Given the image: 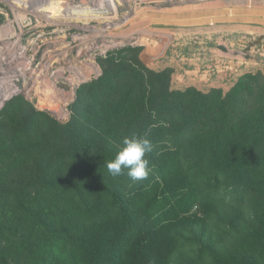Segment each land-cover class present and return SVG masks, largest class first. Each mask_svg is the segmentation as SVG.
Segmentation results:
<instances>
[{"label":"trees","instance_id":"obj_1","mask_svg":"<svg viewBox=\"0 0 264 264\" xmlns=\"http://www.w3.org/2000/svg\"><path fill=\"white\" fill-rule=\"evenodd\" d=\"M118 64L77 89L64 124L22 95L0 110V164L13 175L2 190L33 175L18 183L21 235L0 264H38L35 244L84 264H264V76L203 93ZM133 135L152 144L137 182L106 167ZM195 206L216 214L213 229L188 218Z\"/></svg>","mask_w":264,"mask_h":264},{"label":"rangeland","instance_id":"obj_2","mask_svg":"<svg viewBox=\"0 0 264 264\" xmlns=\"http://www.w3.org/2000/svg\"><path fill=\"white\" fill-rule=\"evenodd\" d=\"M79 1L81 0H73V4L77 2L82 6V14L76 12L79 8L69 9L71 13L64 21L67 23L63 25V29L58 27L55 30L57 39L42 33L36 42L41 45L40 49H45L50 46V41L60 43L66 35L67 41L72 45L70 57L75 56L76 52L86 45L95 47H88L90 51L84 49L81 53V57L92 53L95 55V52L100 54L95 59L98 74L96 77L90 76L87 82L98 78L103 72L118 68L119 64L114 65L123 61H137L142 67L155 72L166 70L171 88L181 62H185L183 66L186 72L193 66V70L202 71L206 77L222 71L236 73V81L244 73L260 72L264 76V0H83L84 4ZM9 4L0 2V26L3 21H9L15 28L8 37L3 38L0 27V61L5 68H9L10 61H13L16 53L18 54L15 45L11 46L18 39V10H13ZM59 14L60 11H57L52 16L57 17ZM107 26H112V29L102 35L101 30ZM42 31L48 30L42 26L37 27L38 33ZM78 35H85L88 42L82 44V41L76 38ZM26 38L27 36L23 35V43ZM43 51L35 57L29 53L22 59H14L13 65H18L23 70L22 75L27 80L36 72V64L40 61L44 63L41 55ZM144 53L151 56L148 61L144 59ZM32 58L34 60L29 68L26 60ZM234 64L247 65L244 68L246 71L235 68L232 66ZM177 75L181 78L182 74L180 72ZM190 87L176 90L182 91ZM15 88L23 89V86L18 84ZM18 95L25 98L23 94L16 92L8 100ZM26 100L32 103L35 110L47 112L37 106L36 98ZM68 120L60 123L64 124ZM2 171L0 164V182L12 179L11 173L6 175L7 173ZM26 173L27 171H24L12 180L14 188L9 191L15 192L14 194L6 193L0 186V247L7 251L16 249L21 235L18 231V213L23 211H18V183L22 180L30 181L33 177L32 173L25 175ZM215 215L195 206L187 216L198 223L205 221L209 228L213 229L217 225V221H214ZM222 231L220 228L219 232ZM40 249L42 250L39 251L35 244L30 251L34 255L46 253L38 255V259H41L38 264H84L73 256L66 258L60 246L53 251L56 261H52L50 254H47V247ZM10 261L11 264H32V257L18 263V256H14Z\"/></svg>","mask_w":264,"mask_h":264},{"label":"built area","instance_id":"obj_3","mask_svg":"<svg viewBox=\"0 0 264 264\" xmlns=\"http://www.w3.org/2000/svg\"><path fill=\"white\" fill-rule=\"evenodd\" d=\"M3 1L7 4L10 3L13 10H18V21H16L18 24V58L22 59L29 53L35 57L44 50L41 54L44 63L40 61L36 64V72L31 79L22 78L23 89H18V94H23L29 100L36 98L39 108L46 110L59 122H65L69 118V106L77 89L87 82L90 76H97L98 70L95 59L100 54L95 52V55L92 53L87 57H81L82 50L93 48L86 45L84 48H80L75 56L70 57L72 45L71 42L67 41L66 35L62 41H59L60 43L50 41V46L45 49H40L41 45L36 41L42 33L57 39L55 30L58 27L63 29V25L67 23L64 22L65 18L71 13L69 9L77 10L79 8L76 12L82 14V6L77 2L73 4V0H0V2ZM55 1L61 2L60 14L57 17L51 15L50 8ZM79 2L84 4L83 0ZM39 26L48 31L38 33L37 27ZM0 27L3 38L15 31L14 26L9 21L5 23L3 21ZM23 35L27 36L24 43L22 41ZM79 35L76 38L80 39L82 44L88 42L85 35L80 37ZM73 38L75 37H71V39ZM32 60L34 58L28 60L29 68ZM44 70L46 74H44Z\"/></svg>","mask_w":264,"mask_h":264},{"label":"clouds","instance_id":"obj_4","mask_svg":"<svg viewBox=\"0 0 264 264\" xmlns=\"http://www.w3.org/2000/svg\"><path fill=\"white\" fill-rule=\"evenodd\" d=\"M123 147L116 154L115 158L106 165L108 172L118 177L125 174L131 181L137 182L148 178L150 168L149 160L145 158L146 153L152 151V144L149 139L133 135L124 137Z\"/></svg>","mask_w":264,"mask_h":264},{"label":"crops","instance_id":"obj_5","mask_svg":"<svg viewBox=\"0 0 264 264\" xmlns=\"http://www.w3.org/2000/svg\"><path fill=\"white\" fill-rule=\"evenodd\" d=\"M184 64L185 62H181V64L179 65V69H181L182 71H179V69L176 70V76L174 75L175 79H173L172 82L173 89H184L185 87L191 86L200 91H208L212 88H219L225 92L230 88V86L234 84V81H236V78L238 76L233 71H222L218 73H211L208 75V77H206V74L202 71L197 72V70H193L192 68H195L193 66L190 67L191 69L188 72H186L185 66H183ZM232 66L245 72L246 70L244 68H246L247 65L234 64ZM199 69L201 68L199 67ZM262 70L264 72V68ZM180 72L182 74L181 78H179L180 75H177Z\"/></svg>","mask_w":264,"mask_h":264},{"label":"bare ground","instance_id":"obj_6","mask_svg":"<svg viewBox=\"0 0 264 264\" xmlns=\"http://www.w3.org/2000/svg\"><path fill=\"white\" fill-rule=\"evenodd\" d=\"M101 3V2H100ZM98 4V3H97ZM51 8V15L54 14V12L60 11L61 7H60V2L55 1L54 4L52 5ZM8 26V25H7ZM11 27V26H8ZM110 29H112V26H107V28L101 30L102 35H104L106 32H108ZM5 34V33H4ZM15 45V47L18 50V39L13 42V44L11 46ZM10 46V45H9ZM8 46V47H9ZM10 46V47H11ZM7 47V48H8ZM150 48V47H149ZM1 49V47H0ZM153 49V48H152ZM150 51H154V50H150ZM8 56V55H7ZM13 61H10L9 64V68H5L2 66V62L0 61V105L2 103V101L8 96L10 95L12 92L14 91H18L17 88H15L16 86H18V84L23 85V80L25 76L22 75V69H20L17 66L13 65L14 59H18V54L16 53V55L12 58ZM29 61L27 60L26 63H28ZM8 67V66H7ZM9 98V97H8ZM7 99V98H6ZM5 99V100H6ZM4 100V102H5ZM3 102V103H4ZM2 103V104H3Z\"/></svg>","mask_w":264,"mask_h":264},{"label":"water","instance_id":"obj_7","mask_svg":"<svg viewBox=\"0 0 264 264\" xmlns=\"http://www.w3.org/2000/svg\"><path fill=\"white\" fill-rule=\"evenodd\" d=\"M7 100H8V98H7L5 101H7ZM4 103H5V102H4ZM4 103L1 105V107L4 105ZM1 107H0V108H1Z\"/></svg>","mask_w":264,"mask_h":264}]
</instances>
